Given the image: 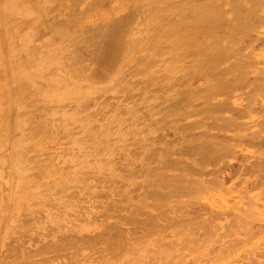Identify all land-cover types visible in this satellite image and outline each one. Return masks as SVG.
<instances>
[{
	"label": "bare ground",
	"instance_id": "6f19581e",
	"mask_svg": "<svg viewBox=\"0 0 264 264\" xmlns=\"http://www.w3.org/2000/svg\"><path fill=\"white\" fill-rule=\"evenodd\" d=\"M225 5H227L226 8H225ZM262 5H264L263 0H0V61H1L0 75H3V77L0 78V106L2 107L0 108V133H1L0 134V148L9 149V152L11 155V158L9 160L13 166L14 172L12 171L11 172L13 173L14 180L16 179V177L18 178V180L19 178L21 179L24 178L23 179L24 182H22L21 180V182L17 184L16 186L17 190L15 192H12L13 191L12 190L11 191L12 193L10 192L11 195H9V202L4 205H3L4 203L3 202L1 204V207L2 205L3 207L8 206V209L11 213L10 214L11 218H19L22 213L26 215L25 211L22 212L21 214L19 213L18 200L21 198L23 200H26L25 197H22V195H24L26 192H30L31 189L39 190L38 183L31 179L32 175L34 176L38 171L34 173V171L32 170L34 174L30 175L28 173L29 174L28 175L27 173H25L24 176L20 177L19 175L18 177V174L15 173V169L19 166L20 161L23 159L22 157H25L27 154L26 151H22V152L20 151L22 147H25L28 144L27 141H24V139L28 140L32 138L33 139H36V138L38 139L39 137L41 138L42 134L47 132L48 130L50 132V134H48L49 136H47L48 141H51V142L55 141L56 136L59 137L63 135L64 137L62 138H65L67 142V146L65 150L60 151L59 155H57L56 153L54 155V158L51 157L52 160L57 161L55 163V166L53 164L45 165L49 161L52 162L51 159L48 162H45L44 164L45 166L43 167L41 163L40 165L34 164L35 162L33 163L31 161L33 157L35 159V156L33 155L34 153H32L33 157L30 155L32 157L31 160L29 159L30 157H28L27 159L31 161L30 163L32 165H37V168H40L38 175H40L42 178L41 183L45 184L46 182L50 180L56 179L55 182L56 184L59 185L58 186L59 189L56 190L57 192L58 190H61V189H62L61 191L64 192L67 189H71L73 187L76 188L78 186L79 187L85 186L86 183L90 180V178L93 179L94 177L97 178L98 180L100 179L99 181L101 182V178H99L100 176H97V175L102 174V173L103 174L106 173L105 177L107 178H108L107 174H110L115 177H120L126 180H128L130 176L136 178V175L134 176V173H137V170H138L137 164L143 163L144 165H148L149 163L150 164L155 163L157 164L156 165L157 167L153 165L154 168L156 167L155 169L153 167H151V169H147L146 167L143 166L144 167L143 172L141 171L142 168L141 170H138V172L140 173L141 171V174L146 172L147 177L150 176L149 178L153 180L152 183L154 184L152 183L150 184L149 182L151 180L149 181V179L142 180V181H147L144 183V185L147 183L149 187L150 186L159 187L164 190V192H162L159 190L157 191L156 189H152L150 193L152 194L151 198H153L152 200L154 201L152 203L153 205L152 207H155L156 208L155 210L159 209L158 211L159 213L154 212L156 216H158V214H159V217L161 218L164 217V215H166L165 218L168 216L167 214H169V212L166 214V210L164 211V209L163 210H160V209L164 205H166V203L174 202L175 200L174 201L171 200V198L174 196L178 197L176 199H181L179 197H184V196L187 197V200H184L183 198L184 201H180V200L178 201L179 210L182 209L181 211H183L184 208L185 210L188 209L185 206L186 202H188L187 204L191 205V207H193L196 204L198 205V203L200 204V202L204 203L202 201L206 200V198L199 196V195H201L204 192H207V190L210 189L211 187H215L214 189H216V186L217 187L223 186V184L219 186L218 182L223 181V180H220V177H222V173H225V172H222L223 170L222 168H221L222 169L221 171H220V168H218L219 170L217 169L216 173H219L220 171L219 175L221 174V176H218L219 178L216 177V179L211 178L209 180H206L207 179L206 177H205L206 179L202 178V176L205 175L206 173L205 168L207 167L209 163H217L218 160L223 159L224 158L223 153L227 154V151H228L227 149L230 150L231 148H234V147L230 148L227 144H224V143L220 144L219 142L221 141L218 142L216 140V139H219L218 138L219 134H215L211 136L209 135L211 138L215 139V142L211 140H208V141L206 140L205 143L200 142L201 143V144L199 143L200 145H192L191 149H186V150L183 148V145H180L179 143L178 145L177 144L172 145L174 149L166 150L165 148L166 142L164 141V138L162 136L157 137V136H160V134L159 135L157 134L155 136L153 132L154 129H152V126L159 125L163 127L162 129L167 128L168 125L170 127H174L175 126L174 123L171 124L174 119L181 121V120L186 119L188 115H192V113L193 114L197 113V109L195 108L194 110L192 109L191 111H187V112L185 111V109L184 110L182 109L183 105L189 106L187 102L190 100L193 90H188V92H186L185 90V93L182 91L183 93L179 92V94L175 92V88L179 86H184V87L187 86L189 83H191V80H193V78H197L198 76H201L199 77L200 80L203 77L211 83L210 84L207 81L209 83L208 88H206L208 98L212 97L213 99H216V95H219V94L226 95V93L229 90V87L231 86L230 85L231 83L229 84V82L231 81H228V82L222 81L221 84H219V80L215 76V73L218 72L217 71L219 68L218 65L221 64L220 62L223 61L222 59L224 57L229 55V54L227 55L228 52H231L234 55L239 53L240 51L239 43L242 42L243 40V39L241 40L240 38L248 39L247 37L251 36V32L253 31L254 33V27L256 25L255 23L256 21L252 20V18L255 19V17L257 16L259 17V15L257 14L260 13L259 10L261 9ZM127 9L128 10L131 9L132 12L129 11V13L123 14L122 12ZM95 10L96 12H94ZM226 14H230V15L226 16ZM258 19L260 20V17ZM261 19H262V16H261ZM259 20H258V23H260ZM47 29H50L51 32L48 36L46 35L45 37L44 33H45V30ZM50 30H47L48 32L47 31L46 32L49 33ZM234 31L236 32L235 37L233 36ZM253 33H252V36L255 37ZM238 36H239V39H237ZM249 42H251V40ZM262 55L264 54L262 53ZM233 57L237 59L236 56L232 55V58ZM227 60L231 61V59H227ZM239 63H234L232 67L230 66L231 69L234 71H237L238 70L237 68L240 67ZM126 64H128L130 68L123 67L124 65L126 66ZM227 67L225 69H227ZM238 75L239 74L237 73L235 77L238 78ZM233 81L235 80L233 79ZM261 81L262 79L260 80V82ZM262 82L264 85V78ZM254 87H256V84ZM155 90H159L162 92L163 101L161 105H163V108H160L158 106L157 100L159 96H157L154 93ZM109 93L113 95L111 97L109 96L110 98L114 99L112 102L111 101L107 102L109 100L108 99L109 97H107L108 95L105 97L107 99L106 100L104 99V95L109 94ZM35 96L38 97V99ZM114 96L116 98H114ZM201 96L202 95L200 93V97ZM33 97H35L36 99ZM195 97H197L196 94H195ZM195 97L194 99H196ZM192 99L190 101H192ZM210 100L208 99V101ZM37 101H38L37 104H39L40 101L41 102L44 101L48 104L47 106L50 105L49 107L45 105L47 108L46 110H45V107L43 106L44 109H42V111L43 110L48 111L49 113L47 114V117H46V113H43L41 111L43 114H45V116H42L44 119L38 118L39 116L36 117V115L34 116V114L32 113V110L31 111L29 110L28 115H26V112L30 107H34L35 105H37L35 104ZM208 101L204 105L203 111L210 110L213 106H215L211 104V101L210 103H208ZM216 101L219 102V106L224 105L226 102V101L223 102L222 100H219V99L218 100L216 99ZM254 101L253 100L249 101L247 105L245 106L243 105L245 109L242 112L243 113L252 112L254 114L257 111H260L261 113L259 112L257 113L260 114V118L262 114L263 119H259V122L262 120L263 124L260 126H263V128L261 127V129H264V105H262L260 109H257V107L255 108V105H256L255 103L257 100L255 102ZM51 106H55V107H51ZM224 106H222L224 108L220 107L223 109V110L221 109L223 112L225 108H229L228 106H226V104ZM200 107L201 106H199V108ZM55 108H57V111L54 110ZM39 109L37 108L36 110L39 112ZM7 111L10 113V116L7 115ZM53 111H56L55 114L58 113L59 115L57 114L58 116L53 117V114H52ZM217 112L218 114H220L219 108ZM243 113H237L236 115H238L237 117L239 118L241 117ZM237 117H235L236 119L234 118L235 120L233 118H232L233 120L231 118H228V120L225 121L224 119V122H226L227 125L228 124L230 125V123L232 124V121L236 122V120L238 119ZM230 119L232 121H230ZM198 123L200 122H194L192 124L189 123L191 125L188 124L183 127L184 129H186L185 134L187 135L186 137L184 135V138L186 141L187 139L189 140V138L191 137L189 136V131L191 127H195V126L200 127L201 124L203 125V122L201 124H198ZM35 124L36 126H33ZM255 124L257 125V123ZM230 126L234 127V124ZM176 127L177 126H175V128ZM218 127L217 129H220ZM46 128L48 129L47 131H46ZM43 129H44V132L42 133ZM16 130L17 131L19 130L20 132H24V133H21V136L18 137V139H12L11 133L12 131L14 133V131ZM254 132H257L258 135L260 134L259 133L260 130L258 131V129ZM255 134L256 133L251 132L248 135V140L255 141L256 139ZM43 138L45 137L43 136L42 139ZM194 138L197 139L196 136H194ZM221 140H224V139H221ZM262 141L264 143V138H262ZM194 143L195 142H193V144ZM61 146L62 145H60L59 143L56 145L57 148H61ZM33 148H35L34 150H36V147H33ZM5 149H4V152H6ZM32 149H30L31 151L28 150V154L29 152L31 153L33 151ZM47 149H50V148H47ZM115 151H119V154L121 155L120 157H118V159H120L119 164L113 163L112 162L113 159H111L113 158L112 154ZM231 151H235V149L234 150L231 149ZM23 152H26V153H24V155H22L21 157V154H23ZM48 152L49 151H47V153ZM173 152H176L177 154L181 156L189 155L188 159L190 160L187 161V160L171 159L169 155ZM258 152H259V149H258ZM260 152L259 154L261 155V157L257 156L258 160L256 163L252 162L253 163L252 165L244 164L242 168L240 167L241 169L239 168V171L242 170L247 175L250 173V169L252 168V171H255L261 177V179L259 178L258 179L261 182L260 185H262L260 188V191L257 192V194H253L254 192L252 193V191H250L247 188L243 190L245 192L244 194L246 195L244 197H247L245 198L246 200H245V203L243 204L244 205L243 207H240L237 205L239 202L237 203L235 202V204L228 207L226 210L227 212H225L223 209H222L223 211H220V208H221L220 206L219 211H216V213L213 214L212 211L210 212L209 210V214L211 215H209L208 217H202V216L195 217V221L193 219L194 217H192L193 215H191L194 209L191 211V214H186L185 212L188 211L186 210L185 212H183L185 214L182 216V218L186 220L193 219L190 222H192L191 224L195 222L197 227H195V224L193 225L194 227H189V225H186L188 228L185 226L184 227L185 229H182V230L181 228L178 227L181 231L177 229V226H176L177 224L175 225L176 227H174L173 225H171L172 226L171 227L169 225L170 228L168 227V223H166L167 226L160 225V228L163 227L165 232L167 231L168 234L170 233V230L171 232H173L175 228L178 230V232L180 231L179 234H177L178 233L176 232L177 230L174 231L176 233L174 232H173L174 234L172 233L174 236H176L175 234L180 236V237L176 236L177 243L176 242L170 243V241L163 242L165 239H163V241L160 240L162 237L166 238L164 237L165 235H167V233L165 232H164L165 235L162 234V237H161V234L159 235V231H158L157 233L159 237L161 238L158 237L159 239H155L156 238L155 236H157V233H154V229H155L154 227L157 224H159L157 223V221L160 220L161 222V218L157 219V221L156 220L153 221L151 225L149 224L150 226L147 227V230L146 228H144L145 226H142L143 228L137 226V228H141L144 230L143 232H140L141 233L140 235H143L144 233L151 231L153 228L154 229L152 233L154 234H151V236L150 234H145L146 236L143 235L145 237L149 236L148 238H144V240L141 239L142 236H140L141 241H143L142 243L139 242L140 241L139 238H136V239H139V241H135V242L136 243L139 242L140 244H142L143 245L142 247L139 243L137 244V246L134 245L133 242H132L133 245H127L128 243H131L130 242L131 239H130L127 244L123 242L126 244L124 248H126L127 246V248L124 250H128V251H123L121 248H116V249H121L123 252H125L124 257L121 254L123 252L120 253L121 255L119 254L120 256H122V260H121L122 264H158V263L159 264H264V240L263 239L261 240L262 232L257 231L255 233V231H253L254 223L260 222L261 217H263L261 216L262 212H261L260 207L262 208L264 207V173H263L264 172V158H263L264 151H262L261 153ZM37 153H38V149L35 152V154ZM42 153L41 154L39 153V155H42V156L44 155V158L47 159V157L45 156V154H47L46 151L43 150ZM257 153L255 152V156L257 155ZM69 154H70V158L68 161H66L65 159L68 157ZM47 156L49 158L48 154ZM44 158L42 157V159H35V160L33 159V160L43 161ZM248 158L249 156L246 157L245 159H248ZM27 159L25 160V163L26 161H28ZM0 160H3V159H0ZM3 161L6 162L7 160L4 159ZM39 161H36V163H39ZM7 163L9 164V162ZM30 163L29 165L27 164L25 166L26 167L30 166V169H31L32 165H30ZM243 163H246V162H243ZM135 164L137 165L136 168H135ZM3 165H5V163ZM23 166L22 167L20 166V168L24 169L25 166L24 168ZM133 166L135 170L133 169L134 171L133 170L132 171L134 173L131 171V168H133ZM32 168H36V166ZM65 168L67 169L71 168L72 171H68L66 175H63L65 172L64 171ZM163 169L164 170L165 169L167 170L175 169L177 170V173L178 172L179 173L178 174L172 173L173 175L169 174L171 175L169 176V175H166V172L164 174ZM155 170H159L161 173L159 172L156 173L154 172ZM22 171L26 172L24 170ZM224 171H227V169ZM21 174L23 175V173ZM38 175L32 178L38 177ZM2 177L3 179L4 178L7 179V177H4V176ZM101 177L103 176L101 175ZM95 178L94 180H96ZM106 180L105 181L103 180L105 182V183L103 182L104 185L107 184L108 181H111V180H107L106 182ZM14 182H12L13 186L16 184V183L14 184ZM112 182H116L117 184L119 183V181L116 179L115 180L112 179ZM112 182H110V186H107V185L106 186L110 188L111 186L113 187ZM121 182H123L124 184V181H121ZM121 182L119 186H121L122 184ZM99 183H97L96 188L99 187L98 186ZM116 183H114V188L118 187V186L115 187L117 185ZM138 183L140 185V182ZM253 183L255 182L253 181ZM53 185L50 186L51 188L47 189L49 192L52 190ZM106 186L104 187L108 189ZM136 186L137 185H135V187ZM79 187L76 189L79 190L80 192ZM139 187L140 186L136 187V190H138ZM121 188H123V186H121ZM85 189L87 188L85 187ZM131 190H133V187ZM131 190L129 193H131ZM19 192H22V194L19 195ZM38 192H41L42 195L45 194L44 189L41 188V186H40V191ZM141 192L143 193L144 191H141ZM226 192H230V191H226ZM55 193H52L54 194L53 196H56ZM75 193H77V191ZM103 193L104 192H101L100 194L103 195ZM72 194H74V191ZM108 194L109 193L105 195V197L108 196V198L106 199H110V194L109 195ZM131 194H133L131 198H133V196L136 195L134 192H132ZM48 195H51V194H48ZM75 195L77 196L78 194H75ZM125 195L122 194L123 199L121 197L120 198L122 200H125L126 198V197L124 198ZM66 196L69 197V193L66 194ZM70 196H74V195H70ZM76 196L73 197L75 198V202H76ZM71 198L72 197H70V199ZM73 198L71 199L72 201H73ZM84 198L82 199L81 196H79L80 201L84 200ZM90 198L91 197H89V199ZM136 198L137 196L133 199H136ZM146 198H144V201ZM70 199H67V200H70ZM79 199H77V201ZM121 199L118 198L119 202H121ZM128 199H130V196L125 201H127ZM62 200L63 199H61V201L53 202V205H54L53 207H55V204H56L63 208V210H61L63 211L62 212L63 215H60V217H59V214L57 216V213L49 214L51 211L50 210L51 208L49 209L48 206L46 205L47 208L49 209L48 211L49 213L47 212L49 215L48 216L43 215L47 217L45 222L48 224V225L46 224L47 226L46 225L44 226L45 228L47 227L49 228L50 226L52 228V226H55L54 228L56 230L54 229L53 230L54 232H51L53 233L50 235L52 239H50V237L48 238L53 241H50L49 243L42 245V247L40 248V250L42 251V254L40 253V255L39 254L38 255L43 256V258L41 256L42 259L40 258V262H42L41 264H48V263L49 264L50 263L60 264V261L59 262L56 261V263H53L54 262L53 260L55 257L51 258L49 257L50 255L48 254L49 255L48 256L46 255V253L48 251H52V252L60 251L61 248L66 249L67 246L63 244L62 240H57V236L54 235V233L57 231H60V232H57L60 234L62 230H64L65 228L71 227V225L75 224V222H72L71 225L69 226L66 225V223L70 222V220L68 219H67L68 221L66 220V216L70 218L71 214L73 215L74 212L69 213L68 209H71L70 202L66 200L67 202L65 201V203H69L70 205L64 204L63 203L64 200L63 201ZM48 201H44V202L37 201L36 202V199H35L34 202L36 203L42 202L43 204ZM80 201H79L78 206H81ZM92 201L94 202V200ZM228 201L230 202V200ZM228 201L226 203H228ZM98 202L99 203L103 202V200L102 201L99 200ZM36 203L28 202L29 211L30 213H32V215L34 214V212L32 211L35 209H31L30 206H33V204L35 205ZM105 203L108 204L109 202L106 201ZM111 203L113 204V202ZM97 204L98 203L96 202V205ZM112 204L110 205L109 203L108 206L110 205L112 208ZM145 204H142V205L145 207L146 206ZM90 205H93L92 202L88 206L90 207ZM98 205L103 206L101 204H98ZM133 205L134 204L132 203V207ZM58 206H56V208ZM83 206H85V204ZM174 206H176L175 203H174ZM178 206H177V209H178ZM205 206L207 207L206 204ZM209 206L212 208L213 203L210 202ZM3 207H2V211H4ZM172 207L173 206L170 207L171 211L168 209V207L165 209H168L170 212L173 211L175 213L177 209H172ZM60 208H58V210ZM82 208L86 209V206ZM100 208L102 209V207ZM40 210L41 209H39V211ZM205 210H201L200 212H203ZM108 211L106 212V214L109 213ZM181 211L177 213H180ZM35 212H38V211L36 210ZM86 212L87 213L81 212L83 219L82 217L77 219L76 216L73 218V219L76 218L75 221L80 220V219L84 220V223L82 222L83 224L82 223L80 224L78 222L76 223V225L78 224L77 226L74 225L75 227L74 229L75 230L78 229L77 230L78 234H76L75 236L79 235L81 232H83L82 234L84 233L88 235L93 234V233L90 234L91 231H93L91 230V227L94 225L95 223L94 221H96L97 218L94 220L93 216L89 214V209L86 210ZM177 213H175L173 216H175ZM181 213L179 215H182ZM38 214L39 215H37L38 217L37 219H40L39 218L40 213L38 212ZM201 214L203 215V213ZM206 214H208V212ZM30 215L31 214H29L28 216L23 215V217L21 216L22 218H19V219L22 220L24 218L29 217ZM80 215L81 214H79L78 216ZM107 216L111 217V214L110 215L107 214ZM153 216L154 218H158V217H155V215ZM32 217L30 219H32ZM34 217H36V215ZM45 217L41 219L43 220ZM176 217H179V216H176ZM19 219H16L17 226L23 227L22 223H20L21 220ZM99 219L100 218L98 217V220ZM106 219L107 217L104 219V222ZM175 219L177 220L178 218L174 217V220ZM184 219L183 221H185ZM33 220H36V219L33 218ZM33 220H31L29 223H31ZM42 220H37V221H42ZM150 220L151 219H148L149 222ZM162 220L165 221L166 219H162ZM42 222H37V223L39 224ZM101 222H103V220ZM104 222L102 223V226L103 225L106 226ZM6 223L8 222H5V224ZM18 223L21 225H18ZM183 223L185 222H182L180 224L182 225ZM5 224H3V226ZM117 224L119 225V222H116V226H118ZM160 224L163 225L165 223H160ZM258 226H260V224ZM39 227L41 228L42 226L39 225ZM34 228H33V231H36L34 230ZM95 228L97 227L95 226ZM121 228H124V227H121ZM157 229L159 230V227ZM255 229L257 228L255 227ZM261 229H264V227H262ZM28 230L30 231V227ZM105 230H107V228ZM137 230L141 231L140 229H137ZM164 230H161V232ZM29 231L27 232L30 233ZM17 232L18 234H21L19 233L18 230ZM69 232H67V234ZM126 232L129 233V230H126ZM23 233L26 236L25 230ZM39 233L41 234L40 235L41 237L42 233L44 232L42 233L39 232ZM96 233L98 234V232ZM197 233H199L200 236L195 238L194 235H197ZM72 234L74 233L72 232ZM124 234L126 235V233ZM237 234L238 235L241 234L242 236H244L248 244H244L243 241L241 240L244 238H240L239 236H237ZM21 235L23 236V234ZM28 235L30 236V234ZM33 235L35 234L33 233L32 236ZM130 235L132 234L129 233V237H126L125 239L130 238ZM22 236L19 237L21 238L20 240H22L23 238ZM120 236L122 237V235ZM152 236H154V238ZM16 237H18L17 233H16ZM30 237L27 239H30ZM40 237L38 239V236H37L36 239L40 240ZM43 237H46V236L43 235ZM32 238L34 239V237ZM65 238L66 237H64V239ZM68 238L70 239V237ZM82 238L86 239V237L84 236ZM149 238H153L157 241L160 240L162 242L160 241L154 242L153 239L149 240ZM11 240H13V237ZM14 240H16V238ZM20 240H17V241L21 242ZM180 240H181V245L179 243ZM37 241L35 242L37 243ZM72 241L74 242L73 239ZM80 241L81 240H79V242ZM106 241H107L106 243L109 244L108 240ZM132 241L134 240L132 239ZM149 241H152V244L154 242V245L155 243L156 245L158 243L155 249H152V248L148 249V244L151 245L150 244L151 242L149 243ZM79 242L78 241L75 242V247L77 249H72V251L73 250L78 251L80 249L83 250L82 248H86V250H88L89 248L90 250V247H92L91 244H88V241H85L87 242V244H83V245H82V242L81 243ZM14 243L12 242V244ZM26 243H28V245H31L32 242L30 241ZM36 243L32 245H36ZM117 243L118 242H116V244ZM175 243L177 244L176 246H178V248L175 251H173V248L176 247L174 246ZM242 243H243V246H241ZM5 245H8V244L4 243V246ZM95 247H92V249L90 250L91 253ZM97 247H100V244ZM31 248L32 250L28 248L30 250L29 252L36 251L34 250L33 247ZM110 248H112L111 250H114L113 246L112 247L110 246ZM241 248H245V249H241ZM94 250L98 252L99 249L96 248ZM22 251H24L25 253V250H21L20 252ZM64 251L65 253L67 252V250H64ZM104 252L107 253V251L105 250L100 251L99 255L94 257V256H91L93 254L89 253V255H87L88 253L84 254L83 251H81L79 254H76V256H74L75 254L73 256L70 255L71 257L70 256L69 257L71 258V260H65L64 258L63 259H64V262L69 261L67 263L65 262V264H110L107 262L108 261L111 262L110 260L112 259L110 258L113 256L114 253H112L110 258L108 257L110 259L109 260L107 259V255L110 253L106 254ZM2 253L4 254L5 252H2ZM2 253H0V255ZM15 253H16V250L14 252V255L16 256ZM26 254L27 253H25V255ZM14 255H12V258ZM117 255L118 254H116V256ZM239 255H242V258H240ZM36 256H33V257H36ZM66 256L68 255L66 254ZM120 256L117 257L113 261H117V259L119 260ZM25 257L23 259L21 258V254L19 255V258L23 260H25ZM59 257L60 256H56L55 260L59 259ZM188 257L191 258L190 262L188 260L189 259ZM2 258H0V262ZM29 258H27L28 261L29 260L33 261V259H29ZM113 258H115V256H113ZM62 260H61V264L63 263ZM11 261L12 259L10 260V262ZM25 261L21 260L20 262H25ZM6 262H9V258H6L5 263ZM28 263L32 264L34 262H28ZM115 263L120 264V262L118 261Z\"/></svg>",
	"mask_w": 264,
	"mask_h": 264
},
{
	"label": "rangeland",
	"instance_id": "374dc122",
	"mask_svg": "<svg viewBox=\"0 0 264 264\" xmlns=\"http://www.w3.org/2000/svg\"><path fill=\"white\" fill-rule=\"evenodd\" d=\"M263 2H264V0H263ZM227 7V5H225V8ZM128 10V9H127ZM127 10H125V11H123L122 13L123 14H126V13H129V11H131V9L130 10H128V12H127ZM262 10V11H261ZM94 12H96V10L94 11ZM132 12V11H131ZM260 12V13H259ZM259 14H257V15H259V17H260V20L258 19L259 17L257 16V17H255V19H253L252 18V20H254V21H256L255 23H256V25H255V23H254V25H255V27H254V33H253V31L251 32V36H252V33H253V35H255V37L254 36H248L247 38L248 39H245V38H240L241 40H242V42H240L239 44H240V51H239V55L238 54H233V53H231V52H228L227 53V55L228 56H226V57H224L222 60V62H220L221 64H219L218 65V72H216L215 73V76L218 78V80H219V84H221V82L223 81V82H228V81H231V82H229V84L231 85L230 87H229V90H228V92L226 93V95L225 94H219V95H216V99L218 100H222L223 102L224 101H226L225 102V104H226V106H228L229 108H225L224 109V112L222 111L223 109L222 108H224L225 106V104L224 105H222V106H224V107H222V106H219V102H217L216 101V99H213L212 97H210V98H208L207 97V91H206V88H208V86H209V81L208 80H206L205 78H201V80H200V78L199 77H201V76H198L197 78H193V80H191V83H189L187 86H179V87H177V88H175V92L177 93V94H179V92H181V93H185V90H186V92H188V90H193L192 91V95H191V98H190V100L192 99V101H188L187 103L189 104V106H185V105H183V107H182V109L184 110L185 109V111L187 112V111H191L192 109L194 110V108L195 109H197V113H192V115H188L187 117H186V119H184V120H181V121H179V120H177V119H174L173 121H172V123L171 124H173L174 123V125L175 126H177L176 128H175V126L174 127H170L169 125H168V127L167 128H165V129H162L163 127H161V126H159V125H153L152 126V129H154L153 130V132H154V135L156 136L157 134L159 135L160 134V136H157V137H163L164 138V141L167 143H165V148H166V150L167 149H174L173 147H172V145H178L179 143H180V145H183V148L186 150V149H191V147H192V145H200L201 143H205V141L207 140H211V141H214L215 142V139H213V138H211L210 136L211 135H215V134H219L218 135V138L219 139H216L218 142L219 141H221V142H219L220 144H227L230 148L231 147H234V148H231V149H235V151H231V149L229 150V149H227L228 151H227V154H225V153H223L224 154V158L223 159H221V160H218V162L217 163H209L208 165H207V167L205 168V170H206V173H207V175H206V173H205V175H203L202 176V178L203 179H206V180H209V179H216V177L217 178H219L218 176H221V174L219 175V173H220V171L222 170V172H225V173H222V177H220V180H223L222 182L221 181H219L218 183H219V186H221L222 184H223V186H221V187H217L216 186V189H214L215 187H211L210 189H208L207 190V192H204V193H202L201 195H199V196H202V197H204V198H206V200H203L202 202H204V203H201L200 202V204H204L203 206L202 205H200L199 203H198V205L196 204V205H194L193 207H191V205H188L187 203L188 202H186L185 204V206L188 208V209H186V210H188V211H186L185 210V208H184V210L183 211H181L182 209H180L179 210V206H178V204H179V200L180 201H184V200H187V197H179V198H181V199H176V198H178L177 196L175 197H172L171 198V200H175L174 202H170V203H166V205H168V206H166V205H164L160 210H163L164 209V211L166 210V214L169 212V214H167L168 216L165 218V216L166 215H164V217H159V214H158V216H156V214L154 213V212H158L159 211V209H157V210H155L156 208L155 207H152L153 205H152V203L154 202L152 199L153 198H151L152 197V194H150L151 193V190L152 189H156L157 191L159 190V191H162V192H164V190L163 189H161V188H159V187H149V185L147 184V186H146V184L144 185V183L145 182H147V181H142V180H148L149 179V181L151 180V178H149L150 176H149V174H148V176L149 177H147V173L146 172H144V173H142L141 174V171L143 172V168L144 167H146L147 169H151V167H153V165L154 166H156L157 164H155V163H149L148 165H144L143 163H139V164H137L138 165V167H137V165L135 164V168L137 167L138 168V170H141V168H142V170L140 171V173L138 172V170H137V173H134L133 171L135 170L134 169V166H133V168H131V171L134 173V176L136 175V178L135 177H132V176H130L129 177V179L130 178H132V179H128V180H126V179H123V178H120V177H115V176H112V175H110V174H107V176H108V178L107 177H105V174L106 173H102V174H98L97 176H100L99 178H101V182L97 179V178H95L96 180H94V178L92 179V178H90V180L86 183V185L85 186H78L79 188H80V192H81V194H80V192H79V190H77L76 188H78V187H73V188H71V189H67L66 191H61V190H58V192L56 191L57 189H59V185L58 184H56V182H55V180L56 179H54V180H50V181H48V182H46L45 184L44 183H41V181H42V178H41V176L40 175H38V172L40 171V168H37V165H40V163H41V165H42V167L43 166H45V165H48V164H53L54 166H55V163L57 162L56 160H52V158L51 157H53L54 158V155L57 153V155H59V152L60 151H63V150H65L66 149V146H67V142H66V140H65V138H62V137H64L63 135H61V136H56L57 137V139H56V137H55V141H48L47 140V136H49L48 134H50V132H49V130L46 128V131L47 132H45V133H43L44 132V129H43V131H42V133L43 134H45V135H43L42 134V136H41V138L39 137L38 139L36 138V139H28V140H25L24 139V141H27V145L25 146V147H22V149L20 150L21 152L22 151H26L27 152V154H26V156L25 157H22V155H24V153H26V152H23V154H21V157L23 158L21 161H20V163H19V168L17 167L16 169H15V173L16 174H18V177H19V175H20V177L21 176H24L25 175V173H29L30 175H32V174H34V173H36L37 171V173L34 175V176H37L38 175V177H35V178H32V177H34L33 175H32V177H31V179L33 180V181H35V182H37L38 183V185H39V190H37V189H31V191L30 192H26L24 195H22V197H25V199L26 200H23L22 198L21 199H19L18 200V208H19V213L21 214L22 212H24L25 211V213H26V215L25 214H21V216L23 217V215L24 216H28L29 214H31L30 216L32 217V219H30L31 217L29 216V217H27V218H24V219H19V218H22L21 216H20V214H19V218H11L10 217V211H9V209H8V206L7 207H3V205L4 204H6V203H8L9 202V195H11V193L12 192H15L16 190H17V184L19 183V182H21V180H22V182H24V178H19V180H18V178L16 177V179L14 180V177H13V173L12 172H14V170H13V166H12V164H11V162H10V158H11V155H10V152H9V149H5V148H0V159H5V160H7L6 162L5 161H3V160H0V162L2 163V165H1V163H0V167L2 168H0V171H2V172H0V185L1 184H3V185H1L0 187L2 188V190H4V191H2L1 190V188H0V225H2V226H0V253H2V252H5L3 255L1 254L0 256H2V257H0V258H2L1 259V264L2 263H4V264H31V263H28V262H34V263H32V264H38V262H39V264H41L42 262H40V258H41V256H39L40 255V253L42 254V251L40 250V248L42 247V245H44V244H47V243H49L50 241H53V240H50V239H52V237L50 236L51 234H53V233H51V232H54L53 230L55 229L54 227L55 226H52V228H51V226L48 228H45V226L44 225H46L47 223L45 222L46 221V218L47 217H45V216H43V215H49V214H54V213H57V216H58V214H59V217H60V215H63V211H61V210H63V208L61 207V206H58V205H56L55 203V207H53L54 205H53V202L54 201H61V199H63L64 200V204H69V203H65V201L67 200V199H70V197H75L76 195L75 194H78L77 196H76V202H75V198H73V201L70 199V200H67V201H69L70 202V206H71V209H68L69 210V213H72V212H74L73 213V215L71 214V217L70 218H68V216H66V220L68 219V220H70V222H68V223H66V225L67 226H69V225H71L72 224V222H75V224H73V225H71V227H68V228H65L64 230H62L61 231V233L59 234V233H57V232H60V231H57V232H55L54 233V235H56L57 236V240H62V242H63V244H65L67 247H66V249H62L61 248V250L60 251H56V252H52V251H48L47 253H46V255H48L49 257H51V258H56V256H60L61 257V259H60V257H59V259H56L55 260V258H54V262L53 263H56V261H60V264H61V260L64 258L65 260H71V256L70 255H74V256H76V254H79L81 251H83V253L84 254H86V253H88L91 249H92V247H95V245H96V247L94 248V249H99L98 250V252L97 251H95L94 249H93V251H92V253H91V251L89 252L90 254H93V255H91V256H97V255H99V253H100V251H107V253L106 252H104V253H106V254H108V253H110V254H108L107 255V259H109L110 257H111V255H112V253H116V254H120L121 252H123V251H128V250H124V249H126L127 248V246H126V248H124L125 247V245L128 243V241L131 239V243H128L127 245H136L137 246V244L140 242V243H142L143 241H141V239H143L144 240V238H148V237H145L146 235L145 234H150V236H151V234H154V233H157L158 231H159V235L161 234V237H162V234H164V232H165V230H164V228L162 227V228H160V225L161 226H167V224L166 223H168V227L170 228V226L171 225H173L174 227H176L177 226V229H179V228H181V230L182 229H185L184 227L186 226V225H189V227H194L193 225L195 224V227H197V225H196V223L195 222H193V224H191L192 222H190L191 220H193L194 219V221H195V217H208L209 215H211V214H209V210H210V212L212 211V213L214 214V213H216V211H219V207L221 206V208H220V211H225V212H227L226 210H227V208L228 207H230V206H232L233 204H235V202L237 203V202H239L237 205L238 206H240V207H243L244 205V203H245V198H247V197H244V196H246L244 193V191L243 190H245V188H247V189H249L250 191H252V193L253 194H257V192H259L260 191V188H261V186L262 185H260L261 184V182L259 181V179H261V177L255 172V171H252V168L250 169V173L247 175V174H245V172L244 171H242V170H240L239 171V168L241 167L242 168V166L244 165V164H253V163H256L257 162V156L259 157H261V155L259 154V152L262 150V151H264L263 149H264V143H263V141H262V138H264L263 136H264V131H262V130H264V129H261V127L263 128V126H260V125H262L263 123H262V120L259 122V119H263V117H262V114H261V118H260V114H258L257 112H259V113H261L260 111H257L256 113H252V112H249V113H243L242 111L245 109L244 108V106L245 105H247V103L249 102V101H258V103H257V101H256V105H255V108L257 107V109H260V107H262V105H264V85H263V78H264V55H262V53L264 54V5H262V7H261V9L259 10ZM228 15H230V14H226V16H228ZM261 16H262V19H261ZM95 18H96V16H95ZM257 18V19H256ZM258 20H259V22L260 23H258ZM258 23V24H257ZM234 24V23H233ZM47 30H50V29H47ZM47 30H45V37H46V35L48 36L49 34H50V32H51V30L49 31V33H47L48 31ZM256 30V31H255ZM47 31V32H46ZM43 36V35H42ZM233 36L235 37L236 36V32L234 31V33H233ZM251 37V38H250ZM42 38H44V37H42ZM250 38V39H249ZM237 39H239V36L237 37ZM261 39V40H260ZM251 40V42H249ZM257 41V42H256ZM256 50V51H255ZM230 53H231V55H230ZM246 54H248V55H246ZM139 55V54H138ZM211 55V54H210ZM232 55L233 56H236V58L237 59H235L234 57V59L232 58ZM250 55V56H249ZM230 57V58H229ZM247 57V58H246ZM249 57V58H248ZM252 57V58H251ZM225 59V60H224ZM227 59H231V61L230 60H227ZM249 59H250V61H249ZM224 62V63H223ZM233 62V63H232ZM241 64H240V63ZM248 62V63H247ZM234 63H239V66L241 67H238L237 69V71H234V70H232L231 69V67L233 66V64ZM0 64H1V61H0ZM231 64V65H230ZM222 67H221V66ZM228 66V67H227ZM231 66V67H230ZM247 66V67H246ZM123 67H129L130 68V66L128 65V64H126V66L124 65ZM227 67V69H225ZM230 67V68H229ZM243 67V68H242ZM227 71H229V72H227ZM233 74H232V73ZM232 75H231V74ZM239 74L238 75V78L237 77H235V75L236 74ZM221 74V75H220ZM219 75H220V77H219ZM243 76V77H242ZM1 77H3V75H0V78ZM236 79H235V78ZM204 79V80H203ZM233 79L235 80V81H233ZM262 79V81L260 82V80ZM195 80V81H194ZM237 80H239V81H237ZM209 83H208V82ZM242 82V83H241ZM192 83H193V85H192ZM211 84V83H210ZM255 84H256V87H254L255 86ZM204 85V86H203ZM178 88H180V89H178ZM256 88V89H255ZM154 89V88H153ZM201 89V90H200ZM261 91H260V90ZM200 90V91H199ZM156 91H158V92H156ZM183 91V92H182ZM195 91H197V92H195ZM204 91V92H203ZM253 91V92H252ZM191 92V91H190ZM201 93V95L203 96H201L200 97V93ZM203 92V93H202ZM206 92V93H205ZM154 93L157 95V96H159V98H158V100H157V103H158V106L160 107V108H163V105H161V103H162V101H163V98H162V92L161 91H159V90H155L154 91ZM196 94V96L197 97H195V94ZM249 93H250V95H249ZM194 94V95H193ZM253 94V95H252ZM258 94V95H257ZM261 94V95H260ZM263 94V95H262ZM108 95V96H107ZM198 95H199V97H198ZM111 97V96H113L112 94H105L104 95V99L106 100L107 98H105V97ZM116 96V95H115ZM114 96V98H116ZM161 96V97H160ZM204 96H206V97H204ZM260 96V97H259ZM36 97V96H35ZM35 97H33V98H35ZM108 98L109 100L107 101V102H112L114 99L113 98ZM194 97L196 98V99H194ZM249 97H251L252 98V100H251V98H249ZM37 99H38V97H36ZM35 98V99H36ZM249 98V99H248ZM256 98V99H255ZM208 99L211 101V104H213V105H215V106H213L210 110H207V111H203V108H204V105L206 104V102L208 101ZM205 101V102H204ZM210 101H208V103H210ZM254 101V102H255ZM38 103V101L35 103V104H37ZM187 103H186V105H187ZM229 103V104H228ZM195 104V105H194ZM228 104V105H227ZM40 106V107H38V106ZM37 105H35L34 107H30L28 110H27V112H26V115H28V113H29V110L31 111L32 110V113L34 114V116L36 115V117H38V118H43L42 116H45V114H43V113H46V117H47V114H49L48 113V111H42V109H44V107H45V110L47 109L46 108V106L48 105L46 102H39V104H37ZM46 105V106H45ZM192 105H193V107H192ZM230 105V106H229ZM244 105V106H243ZM43 108H42V107ZM50 106V105H49ZM49 106H47V107H49ZM92 106V105H91ZM199 106H201L200 108H199ZM51 107H55V106H51ZM50 107V108H51ZM220 107H222V108H220ZM0 108H2L1 106H0ZM39 109V108H41V109H39V112L36 110V109ZM218 108H219V110H220V114H218ZM33 109H35V110H33ZM222 109V110H221ZM228 109V110H227ZM235 109V110H234ZM53 110V109H52ZM54 110H56L57 111V108H55ZM200 110V111H199ZM215 110V111H214ZM236 110H238V111H236ZM14 111H15V109H14ZM13 111V112H14ZM34 111V112H33ZM37 113H36V112ZM43 113H42V112ZM56 111H53V117H56V116H58L57 114H55V112ZM203 111V112H202ZM241 111V112H240ZM41 112V113H40ZM199 112V113H198ZM243 113L242 115H241V117H237L238 115H236L237 113ZM31 113V112H30ZM222 113V114H221ZM236 113V114H235ZM43 114V115H42ZM55 114V115H54ZM219 116H218V115ZM235 114V115H234ZM7 115H9L10 116V113L7 111ZM41 115V116H40ZM221 115V116H220ZM223 115V116H222ZM226 117V118H225ZM235 117H237L238 119L236 120V122H233L232 120L235 118ZM215 118V119H214ZM228 118H233L232 120L230 119V121H232V124H234V127L232 126H230V125H232L231 123H230V125L228 124L227 125V123L226 122H224V119H225V121H227L228 120ZM44 119V118H43ZM223 119V120H222ZM236 119V118H235ZM234 119V120H235ZM212 120V121H211ZM215 120H217V121H215ZM209 121V122H208ZM222 121V122H221ZM48 122V121H47ZM194 122H200V123H198V124H201L202 122H203V125L201 124L200 125V127L199 126H195V127H191L190 128V131H189V136H191L190 138H189V140L187 139V141L185 140V138H184V135H185V137H186V135L187 134H185V132H186V129H184L183 127L184 126H186V125H188L189 123H194ZM210 123V124H209ZM255 123H257V125L255 124ZM258 123H259V125H258ZM261 123V124H260ZM191 124H189V125H191ZM197 124V125H198ZM217 124V125H216ZM255 124V125H254ZM33 126H36V124L35 125H33ZM192 126H194V125H192ZM208 126V127H207ZM215 126V127H214ZM219 126V127H218ZM249 127V128H247V127ZM258 126V127H257ZM217 127L218 128H220V129H217ZM193 128H195V129H193ZM211 128V129H210ZM215 128V129H214ZM193 129V130H192ZM248 129V130H247ZM258 129V131L260 130V134L258 135V133L257 132H254V131H256ZM184 130V131H183ZM198 132H196V131ZM218 130V131H217ZM234 130V131H233ZM181 131H182V133H181ZM201 131V132H200ZM253 132V133H256L255 134V136H256V139H255V141H249L248 140V135L251 133V132ZM162 132V133H161ZM179 132V133H178ZM247 132H249V133H247ZM21 133H24V132H20L19 130L17 131H14V133H13V131H12V133H11V138L12 139H18V137H20L21 136ZM193 133V134H192ZM200 133H202V134H200ZM1 134V133H0ZM18 134V135H17ZM183 134V135H182ZM194 134H196V135H194ZM198 134V135H197ZM226 134V135H225ZM16 135V136H15ZM200 135V136H199ZM210 135V136H209ZM15 138H14V137ZM26 136V135H25ZM45 137V138H43L42 139V137ZM194 136H196L197 137V139L196 138H194ZM239 136H241V137H239ZM258 136V137H257ZM17 137V138H16ZM62 138V139H61ZM194 140H193V139ZM64 139V140H63ZM169 139V140H168ZM203 139H205V140H203ZM221 139H224V140H221ZM167 140V141H166ZM201 140H203V141H201ZM192 141V142H191ZM228 143H227V142ZM193 142H195L194 144H193ZM197 142H198V144H197ZM201 142V143H200ZM238 142V143H237ZM47 143V144H46ZM60 144V145H62L61 146V148H57L56 147V145L57 144ZM170 143H171V145H170ZM200 143V144H199ZM51 145V146H50ZM53 145V146H52ZM233 145H235V146H233ZM33 147H36V150H34L35 148H33ZM46 147V148H45ZM52 147H53V149H52ZM56 149H55V148ZM263 147V148H262ZM33 148V149H32ZM47 148H50V149H47ZM261 148V149H260ZM4 149H5V151L6 152H4ZM30 149H32L33 151L30 153L29 152V154H28V150L29 151H31ZM37 149H38V155H39V153L41 154L42 152H43V150L44 151H46V153H47V151H51L50 153L48 152L47 154L49 155V158H48V156H47V154H45V156L47 157V159H45L44 158V155L42 156V155H37V154H35V152L37 151ZM46 149V150H45ZM258 149H259V152H258ZM41 150V151H40ZM40 151V152H39ZM261 151V152H262ZM4 153V154H2V153ZM7 152H8V154H7ZM53 152V153H52ZM252 152V153H251ZM254 152V153H253ZM255 152L257 153V155L255 156ZM260 152V153H261ZM32 153H34L33 155L35 156V159H42V157L44 158V160L43 161H39V160H36V161H39V163H36V161H34L35 159H34V157H33V155H32ZM45 153V152H44ZM6 154H7V156H6ZM43 154V153H42ZM175 154H176V156H175ZM3 155V156H2ZM5 155V156H4ZM33 157V159L31 160V156ZM36 155H37V157H36ZM174 156V157H172V156ZM112 156H113V158H111V159H113V163H116V164H119V162H120V159H118V157H120L121 155L119 154V151H115L113 154H112ZM188 156L189 155H183V156H181V155H179V154H177L176 152H173V153H171L170 155H169V157L171 158V159H178V160H190V159H188ZM249 156V158L248 159H245L246 157H248ZM251 156V157H250ZM28 157H30L29 159L34 163V164H37V165H32L30 162V160L29 159H27ZM221 157H223V156H221ZM220 157V158H221ZM256 159H255V158ZM8 158V159H7ZM69 158H70V154L68 155V157L65 159L66 161H68L69 160ZM116 158V159H115ZM264 158V157H263ZM28 160V161H26V163H25V160ZM51 159V161L52 162H50L49 160ZM245 159V160H244ZM223 160V161H222ZM224 160H225V162H224ZM227 160V161H226ZM247 160V161H246ZM49 161V162H48ZM5 163V165L7 166H5V165H3L4 163ZM7 162H9V164L7 163ZM28 162V163H27ZM43 162V163H42ZM45 162H48L47 164H45ZM224 162V163H223ZM243 162H246V163H243ZM249 162V163H248ZM251 162V163H250ZM253 162V163H252ZM24 163H25V165H29V163H30V165H32L31 166V169H30V166L28 167H26L25 165H24ZM223 163V164H222ZM45 164V165H44ZM25 166V168H24V166ZM20 166L22 167L23 166V168L24 169H22V168H20ZM36 166V168H32V167H35ZM140 166V167H139ZM144 166V167H143ZM66 167V166H65ZM157 167V166H156ZM155 167V168H156ZM7 168V169H6ZM27 168H29L30 169V171H29V169H27ZM154 168V167H153ZM153 168H152V170H153ZM154 168V169H155ZM218 168H220V171H219V173H216L217 172V169ZM222 168V169H221ZM240 168V169H241ZM4 169V170H3ZM24 170V171H26V172H23L22 170ZM27 169V170H26ZM37 169V170H36ZM227 169V171H224V170H226ZM17 170H18V172H17ZM34 171V173H33V171ZM219 170V169H218ZM7 171H9V172H7ZM12 171V172H11ZM65 172H64V174L63 175H66L67 173H68V171H72L71 170V168L70 169H67V168H65V170H64ZM160 171H161V169H160ZM159 170H155L154 172H156V173H161ZM173 171V172H172ZM11 172V173H10ZM131 172V173H132ZM136 172V171H135ZM163 172H164V174H165V172H166V175H169V174H178L177 173V170H173V169H171V170H167V169H163ZM162 172V173H163ZM230 172V173H229ZM4 173H6V174H4ZM21 173H23V175L21 174ZM228 173V174H227ZM264 173V172H263ZM11 174V175H10ZM28 174V175H29ZM172 174V175H173ZM216 174H218V175H216ZM237 174V175H236ZM245 174V175H244ZM252 176H251V175ZM6 175V176H5ZM101 175L103 176V177H101ZM131 175H133V174H131ZM140 175V176H139ZM142 175V176H141ZM215 175V176H214ZM251 177H250V176ZM2 176H4V177H7V179H3V177ZM40 176V177H39ZM92 176V175H91ZM139 176V177H138ZM169 176H171V175H169ZM258 176V177H257ZM93 177V176H92ZM110 177V178H109ZM206 177V178H205ZM210 177V178H209ZM213 177H215V178H213ZM39 178V179H38ZM41 178V179H40ZM118 180L119 181V183L117 184L116 182H112V179L113 180ZM144 178V179H143ZM259 178V179H258ZM111 180V181H108L107 182V180ZM257 179V180H256ZM12 180V181H11ZM106 180V182H107V184H105L104 185V181ZM8 181V182H7ZM15 181V182H14ZM91 181V182H90ZM97 181H99V182H97ZM121 181H124V184H123V182H121ZM152 181L153 180H151L149 183L151 184L152 183ZM243 181V182H242ZM252 181V182H251ZM253 181L255 182V183H253ZM2 182V183H1ZM4 182V183H3ZM12 182H14V186H13V183ZM99 183L98 184V186L99 187H97L96 188V186H97V183ZM104 182V183H103ZM110 182H112L113 183V187L111 186V188L110 187H107V186H110ZM120 182L122 183L121 184V186H123V188H121V186H119L120 185ZM138 182H140V185H139V183ZM220 182H221V184H220ZM250 182V183H249ZM7 183V184H6ZM11 183V184H10ZM95 183H96V185H95ZM112 183H111V185H112ZM114 183H116L115 185V187H117V188H114ZM126 183V184H125ZM236 183V184H235ZM42 184V185H41ZM53 184H55V185H53ZM92 184V185H91ZM94 184V185H93ZM129 184V185H128ZM133 184H135V185H137L136 187H138V186H140L139 187V189L138 190H136V187H135V185H133ZM152 184H154V183H152ZM227 184V185H226ZM240 184V185H239ZM254 184V185H253ZM51 185H53V187H52V190L49 192L47 189L48 188H51L50 186ZM88 185V186H87ZM107 185V186H106ZM144 185V186H143ZM225 185V186H224ZM235 185V186H234ZM12 186V187H11ZM40 186H41V188H43L44 189V193L46 194H44V195H42L41 194V192H38V191H40ZM89 186H91V187H89ZM104 186H106L108 189H106ZM142 186H143V188L146 186V187H148V188H146V190H145V188H144V190H143V188H142ZM244 186V187H243ZM252 186H253V188H252ZM257 186V187H256ZM57 187V188H56ZM85 187L87 188V189H85ZM131 187V188H130ZM132 187H133V190H131L132 189ZM134 187H135V189H134ZM234 187V188H233ZM9 190H8V189ZM81 188H82V190H81ZM231 188V189H230ZM236 188H238V189H240V190H238V189H236ZM5 189H7V190H5ZM20 189V188H19ZM75 189V190H74ZM84 189V190H83ZM13 190V191H12ZM99 190V191H98ZM108 190V191H107ZM114 190V191H113ZM130 190H131V193L132 192H134L136 195H134L133 196V198H135L136 196H137V198L136 199H133V198H131L132 197V195L133 194H131V193H129L130 192ZM134 190H136V191H134ZM150 190V191H149ZM222 190V191H221ZM223 190H225V191H223ZM236 190H238V191H236ZM12 191V192H11ZM55 191H56V193H55ZM70 191H72V192H70ZM73 191H74V194H72L73 193ZM77 191V193H75ZM84 191H85V193H84ZM117 191H118V193H119V191H120V193L118 194L117 193ZM141 191H144L143 193L141 192ZM214 191V192H213ZM226 191H230V192H226ZM242 191V192H241ZM7 192V193H6ZM11 192V193H10ZM79 192V193H78ZM101 192H104L103 193V195L102 194H100ZM109 193L110 194V199H106V198H108V196L107 197H105V195L107 194V193ZM114 192V193H113ZM141 192V193H140ZM226 194H225V193ZM3 193V194H2ZM52 193H55L56 194V196H53L54 194H52ZM68 194L69 193V197L68 196H66V194ZM145 193V194H144ZM146 193H147V195H146ZM209 195H207V194ZM210 193H211V195H210ZM215 193H217V194H215ZM1 194H2V196H1ZM22 194V192H19V195H21ZM48 194H51V195H48ZM61 194V195H60ZM65 194V195H64ZM108 194V195H109ZM116 194H118V195H116ZM122 194L123 195H125L124 196V198H125V200L127 199V198H129V196H130V199H128L127 201H125V200H122L123 199V196H122ZM141 194V195H140ZM203 194H205V195H203ZM3 195H5V196H3ZM64 195V196H63ZM70 195H74V196H70ZM114 195H116V196H118V197H116V196H114ZM220 195V196H219ZM61 196V197H60ZM66 196V197H65ZM79 196H81V198L83 199L84 197H86V198H88L89 199V197H91L89 200L88 199H86V198H84V200H81L80 201V199H79ZM102 196H104V197H102ZM149 196V197H148ZM223 196V197H222ZM2 197H3V199H2ZM78 197V198H77ZM122 199H121V198ZM146 198L145 199V201H144V198ZM209 197H211V198H209ZM215 197V198H214ZM217 197V198H216ZM244 197V198H243ZM33 199V200H31V199ZM36 199V202L37 201H42V202H44V201H48V199H49V204L51 205H49L48 204V202H45V203H43V204H45V205H43L42 204V202H38V203H36V202H34L35 201V199ZM56 198H58V199H56ZM65 198V199H64ZM67 198V199H66ZM114 198V199H113ZM117 198V199H116ZM118 198L119 199H121V202H119V200H118ZM142 198H143V200H142ZM151 198V199H150ZM175 198V199H174ZM183 198H184V200H183ZM241 198V199H240ZM1 199H2V201H1ZM77 199H79L78 201H77ZM108 201L109 203H110V205L112 204L111 202H113V204H112V208H111V206L109 205L108 206V204L107 203H105L106 201ZM210 199V200H209ZM230 200V202L228 201V200ZM51 200H52V202H51ZM62 200V201H63ZM87 200V201H86ZM92 200H94V202L92 201ZM102 201L103 200V202H98V201ZM117 200V201H116ZM136 200V201H135ZM228 201V203H226L227 201ZM6 201V202H5ZM27 201V202H26ZM66 201V202H67ZM79 201H80V205L82 206V207H85L86 206V209L85 208H82L81 206H78V204H79ZM98 203V204H101V205H103L104 203V205L103 206H100V205H96V202ZM150 201H152V202H150ZM4 202V203H3ZM28 202H30V203H36L35 205L33 204V206H30V208L31 209H35V210H33L32 212H34V214L32 215V213H30V211H29V207H28ZM74 202H75V204H74ZM82 202V203H81ZM84 202H86V203H84ZM91 202H92V204L93 205H90V207L88 206L89 204H91ZM118 202V203H117ZM131 202V203H130ZM143 202H145V203H143ZM169 202V201H168ZM210 202H212L213 203V207L211 208L210 206H209V204H210ZM243 202V203H242ZM3 203V205H2V207H3V209H4V211H2V207H1V204ZM21 203V204H20ZM72 203H73V205H72ZM85 204V206H83L84 204ZM132 203L134 204L133 205V207H132ZM174 203H175V205L176 206H174ZM83 204V205H82ZM107 204V205H106ZM115 204V205H114ZM127 204V205H126ZM131 204V205H130ZM136 204V205H135ZM142 204H145L146 206L144 207ZM151 204V205H150ZM205 204L207 205V207L208 208H210V209H208L206 206H205ZM217 204V205H216ZM219 204V205H218ZM22 205V206H21ZM48 206V208L51 210L50 211V213L48 212L49 211V209L47 208V206ZM97 207H96V206ZM106 205V206H105ZM138 205V206H137ZM149 205H150V207H149ZM24 206H25V208H24ZM56 206H58L57 208H56ZM76 206H78V207H76ZM93 206H95V207H93ZM127 206V207H126ZM171 206H173L172 207V209H177V206H178V209H177V211L176 210H174V211H176L175 213H177V212H179V211H181L180 213L182 214V215H179L180 213H177L175 216H173L174 214L172 213V212H170L171 211ZM27 207V208H26ZM61 207V208H60ZM76 207V208H75ZM88 207V208H87ZM92 207V208H91ZM100 207H102V209L100 208ZM107 207V208H106ZM109 207V208H108ZM134 207H135V209H134ZM168 207V209L170 210H168V209H165V208H167ZM176 207V208H175ZM190 207V208H189ZM201 207V208H200ZM259 207V206H258ZM56 208V209H55ZM58 208H60L59 210H58ZM83 210H81V209ZM100 208V209H99ZM103 208H105V209H103ZM142 208V209H141ZM151 208V209H150ZM154 208V209H153ZM197 208V209H196ZM207 208V209H206ZM218 210H217V209ZM39 209H41L40 211H39ZM89 209V214H91L92 216H93V218H94V220L97 218V222L96 221H94L95 223H94V225L91 227V230H93V231H91V233L90 234H92V235H88V234H82L83 232H81L79 235H77V236H75L76 234H78L77 233V230L78 229H74L75 227H74V225L75 226H77L76 225V223H84V220H76L75 221V219L77 218V219H79L80 217H82V219H83V216H82V213L81 212H83V213H87L86 212V210H88ZM109 211H108V210ZM138 209V210H137ZM141 209V210H140ZM149 209H150V211H149ZM195 211H194V210ZM205 210V211H203V212H200L201 210ZM223 209V210H222ZM260 209H261V212H262V215L261 216H263V217H261V221L260 222H256V223H254V228H253V231H255V233L258 231V232H262V238H261V240L263 239L264 240V229H261L262 227H264V207L262 208V207H260ZM22 210V211H21ZM38 211L39 213H40V216H39V218L40 219H37L38 217H37V215H39L38 214V212H35V211ZM75 210V211H74ZM79 210H81V211H79ZM103 210V211H102ZM105 210H107L109 213H107V214H111V217L110 216H107V214H106V212L107 211H105ZM143 210V211H142ZM168 210V211H167ZM193 210V211H192ZM200 210V211H199ZM215 212H214V211ZM61 211V212H60ZM101 211V212H100ZM153 211V212H152ZM186 211V212H185ZM191 211H192V214H191ZM208 212V214H206L207 212ZM2 212V213H1ZM9 212V213H8ZM49 214H48V213ZM81 214L80 216H78L79 214ZM102 212H104V213H102ZM183 212H185L186 214H191V215H193L192 217H194L193 219H191V220H186V219H184V218H182V216L185 214V213H183ZM189 212V213H188ZM198 215H196L195 213ZM200 212V213H199ZM29 213V214H28ZM36 213V214H35ZM95 213V214H94ZM119 213V214H118ZM151 213V214H150ZM154 213V214H153ZM159 213V212H158ZM201 213H203V215L201 214ZM205 213V214H204ZM28 214V215H27ZM77 214V215H76ZM94 214V215H93ZM99 214H100V216H102V217H100L99 216ZM104 214H106V215H104ZM114 214V215H113ZM122 214H124V215H122ZM36 215V217H34ZM56 215V214H55ZM103 215H104V217H103ZM137 215H139V216H137ZM153 215H155V217H158V218H154V216ZM42 216V217H41ZM76 216V218L75 219H73L74 217ZM119 216V217H118ZM125 217V218H123V217ZM170 216V217H169ZM176 216H179V217H176ZM181 216V217H180ZM4 217V218H3ZM43 217H45L43 220L41 219V218H43ZM98 217L100 218L99 220H98ZM107 217V219L105 220V222H104V219ZM172 217V218H171ZM174 217L175 218H178L177 220L175 219L174 220ZM8 218H9V220H8ZM29 218V219H28ZM33 218H35L36 220H33ZM115 218V219H114ZM139 218V219H138ZM159 218H161V222H160V220L159 221H157V219H159ZM180 218V219H179ZM16 219H19V220H21L20 221V223H22V225H23V227H21V226H17V220ZM122 219V220H121ZM126 219V220H125ZM148 219H151L150 220V222L148 221ZM162 219H169V220H165V221H163ZM183 219L185 220V221H183ZM4 222H3V221ZM8 220V221H7ZM19 220H18V222H19ZM31 220H33L31 223H29ZM37 220H42V221H37ZM67 220V221H68ZM103 220V222H104V224H106V226L105 225H103V226H105V227H103L102 226V223L103 222H101ZM115 220V221H114ZM117 220V221H116ZM157 221V223H159V224H157L153 229H154V233H152L153 232V229L151 230V231H149V232H146V233H142L143 235H145V236H143V235H140L141 233L140 232H143L144 230L143 229H141V228H137V226H139V227H142V226H145L144 228H146V230H147V227L148 226H150L151 224H152V222L153 221ZM28 221V222H27ZM66 221V222H67ZM173 221V222H172ZM188 221V222H187ZM5 222H8V223H6L5 224ZM16 222V223H15ZM27 222V223H26ZM36 222V223H35ZM37 222H42V223H37ZM109 224H108V223ZM115 222V223H114ZM116 222H119V227L118 226H116ZM123 222V223H122ZM171 222V223H170ZM182 222H185V223H183L182 225L180 224V223H182ZM1 223H3V224H5L4 226H3V224H1ZM82 223V224H83ZM160 223H165V224H160ZM173 223H175V224H173ZM188 223H190V224H188ZM15 226H14V225ZM79 224V225H80ZM100 226H99V225ZM150 224V225H149ZM177 224V225H176ZM260 224V226H258ZM18 225H21V224H19L18 223ZM39 225H41L42 227L40 228L39 227ZM48 225V224H47ZM46 225V226H47ZM121 225H123V226H121ZM159 225V226H158ZM170 225V226H169ZM176 225V226H175ZM191 225V226H190ZM256 225V226H255ZM31 226H33V227H31ZM37 226V227H36ZM95 226L97 227V228H95ZM116 226V227H115ZM182 226V227H181ZM29 227H30V231L28 230L29 229ZM35 227V228H34ZM111 227V228H110ZM118 227V228H117ZM121 227H124V228H121ZM159 227V230L157 229V228ZM172 227V226H171ZM179 227V228H178ZM187 227V226H186ZM255 227L257 228V229H255ZM258 227H259V229H261V230H259L258 229ZM4 228V229H3ZM27 228V229H26ZM33 228H34V230H36V231H33ZM37 228V229H36ZM43 228H45V229H47V230H49V231H47V230H45V229H43ZM103 228H104V230L107 228V230H103ZM113 228V229H112ZM125 228H126V230H129V233L130 234H132V235H130V238H127V239H125L126 237H129V233L128 232H126V230H125ZM136 228V229H135ZM143 228V227H142ZM168 228V229H169ZM188 228V227H187ZM14 229V230H13ZM67 229V230H66ZM137 229H140L141 231H139V230H137ZM157 229V230H156ZM176 228H175V230H177ZM13 230V231H12ZM17 230L19 231V233H21V234H23V236L21 235V234H18V232H17ZM24 230H25V234H26V236L24 235ZM29 231L30 233H28L27 231ZM51 230V231H50ZM56 230V229H55ZM66 230V231H65ZM74 230H75V232H74ZM101 230H102V232H101ZM120 230V231H119ZM161 230H164V231H162L161 232ZM167 230V229H166ZM172 230H173V228H172ZM175 230H173V232L175 231ZM180 230V229H179ZM180 230V231H181ZM7 232V233H5V232ZM10 233H9V232ZM16 231V232H15ZM23 231V232H22ZM44 232V233H46V234H48V235H46V234H44V233H42V236L40 237V233L39 232ZM66 233H65V232ZM71 232V234H70V232ZM101 233H100V232ZM104 231V232H103ZM111 231V232H110ZM119 231V232H118ZM131 231H133V232H131ZM139 231V232H138ZM156 231V232H155ZM169 231V230H168ZM180 231L178 232V230L176 231V232H178L177 234H179L180 233ZM27 232V233H26ZM32 232V233H31ZM36 232V233H35ZM67 232H69L68 234H67ZM72 232L74 233V234H72ZM96 232H98V234L96 233ZM107 232V233H106ZM116 232V233H115ZM120 232H124V233H126V235L123 233H120ZM171 232V230H170V233L168 234L167 233V231L165 232V233H167V235H169V236H167V235H163L164 237H168L167 239L166 238H161V237H159V235H158V233H157V236H155L156 238L155 239H159V238H161L160 240H162L163 241V239H165L163 242H166V241H170V243H173V242H176L177 243V239H176V236H178V237H180L179 235H177V234H175L176 236H174L173 234L174 233H176V232ZM16 233H17V236L18 237H16ZM35 234V235H33L32 236V234ZM39 233V234H38ZM62 233H64V234H62ZM101 235H100V234ZM128 233V234H127ZM173 233V234H172ZM10 234H11V236L13 237V240H11L12 239V237L10 236ZM28 234H30V236L28 235ZM38 234V235H37ZM110 234V235H109ZM20 235V236H19ZM38 236V239H39V237H40V240H38V239H36L37 238V236ZM43 235H45L46 237H43ZM62 235V236H61ZM66 235V236H65ZM70 235V236H69ZM87 235V236H86ZM96 235V236H95ZM105 235V236H104ZM120 235H122V237L120 236ZM125 235V236H124ZM128 235V236H127ZM15 236V237H14ZM23 237V238H25V239H23L22 238V240H20L21 238H19V237ZM36 236V237H35ZM75 238H74V237ZM86 237V239H83L82 237ZM92 238H91V237ZM95 236V237H94ZM134 236V237H133ZM135 236H137V237H135ZM140 236H142L141 237V239H140ZM154 236H152L153 238H154ZM195 236V238H197L198 236H200V234L199 233H197V235H194ZM237 236H239L240 238H244V236H242L241 234H237ZM30 237V239H27V238H29ZM32 237H34V239L32 238ZM50 237V239H48ZM64 237H66L65 239H64ZM68 237H70V239L68 238ZM72 237V238H71ZM106 238V239H104V238ZM119 237H121V238H119ZM159 237V238H158ZM182 237V236H181ZM238 237V238H239ZM16 238V240H14ZM48 239V240H46V239ZM68 238V239H67ZM97 238V239H96ZM111 238V239H110ZM119 238V239H118ZM136 238H139L140 239V241H139V239H136ZM153 238H149V240L150 239H153ZM239 238V239H240ZM72 239L74 240V242L72 241ZM76 239V240H75ZM125 239V240H124ZM132 239L134 240V241H132ZM155 239H153L154 240V242H156L157 240H155ZM7 240V241H6ZM17 240H20L21 242H19V241H17ZM25 240V241H24ZM27 240H29V241H27ZM33 240V241H32ZM38 240V241H37ZM44 240H46V241H44ZM56 240V239H55ZM54 240V241H55ZM79 240H81L80 242H79ZM100 240H102V241H100ZM106 240H108V242H109V244L108 243H106L107 241ZM110 240V241H109ZM114 240V241H113ZM127 240V241H126ZM152 240V241H153ZM160 240H158L157 242H159ZM242 241H243V243L244 244H248L247 243V241L245 240V238L244 239H241ZM253 240H255V239H253ZM2 241H4V242H2ZM32 242L31 243V245L32 244H35L36 242L35 241H37V243H36V245H28V243H26V242ZM42 241H44V242H42ZM79 242V243H81L82 242V245L83 244H87V242H85V241H88V244H91L92 245V247H90V250H89V248H88V250H86V248H82L83 250H73L72 251V249H77L76 247H75V242ZM92 241H94V242H92ZM100 241V242H99ZM122 241V242H121ZM135 241H139L138 243H136ZM152 241H149V243L151 244V245H149L148 244V249H150V248H152V249H155L156 248V246L158 245V243H157V245H156V243H155V245H154V242H153V244H152ZM162 241H160V242H162ZM246 241V242H245ZM12 242L14 243V244H12ZM33 242H35V243H33ZM85 242V243H84ZM116 242H118L117 244H116ZM123 242H125V243H123ZM132 242H133V244H132ZM136 244H135V243ZM251 242V241H250ZM4 243L5 244H8V245H5L4 246ZM106 243V244H105ZM112 245H111V244ZM139 243V244H140ZM175 243V245L174 246H176L177 244ZM179 243H180V245H181V240L179 241ZM243 243H242V245L241 246H243ZM12 244V245H11ZM18 244V245H17ZM73 244V245H72ZM100 244V247H97L98 245ZM124 244V245H123ZM15 245V246H14ZM22 245H24V246H22ZM39 245V246H38ZM70 245V246H69ZM72 245V246H71ZM112 247L113 246V249L114 250H111L112 248H110V246ZM141 245V247L143 246L142 244H140ZM7 246V247H6ZM14 246V247H13ZM69 246V247H68ZM73 246H74V248H73ZM109 247V249L111 250H109L108 249V247ZM117 246H119V247H117ZM213 246H215V245H213ZM13 247V248H12ZM16 247V248H15ZM19 247H21V248H19ZM30 249V250H32V248L31 247H33L34 248V250H36L35 252L34 251H31V252H29L30 250L28 249V248ZM37 247H39V248H37ZM129 247V246H128ZM11 248V249H10ZM24 248V249H23ZM70 248H71V250H70ZM116 248H121V249H116ZM178 248V246H176V247H174L173 248V251H175L176 249ZM7 250V251H5V250ZM13 249H15L16 250V256L14 255V252H15V250H13ZM102 249V250H101ZM241 249H245V248H241ZM12 250V251H11ZM21 250H25V253H27L28 254V256H27V254L25 255V253H24V251H22V252H20ZM28 250V251H27ZM38 250H39V252H38ZM64 250H67V252L65 253V251ZM68 250H70V251H72V252H70V251H68ZM116 250V251H115ZM19 251V252H18ZM77 251V252H76ZM113 251V252H112ZM61 252V253H60ZM21 254V258H23L24 259V257H25V260H27V261H25V260H23V259H21V258H19V255ZM23 253V254H22ZM37 253V254H36ZM65 253V254H64ZM71 253V254H70ZM73 253V254H72ZM83 253H81V254H83ZM89 253L87 254V255H89ZM184 253H185V251H184ZM241 253H242V251H241ZM240 253V254H241ZM8 254H9V256H8ZM10 254H12V255H14L13 256V258H12V255H10ZM29 254H31L32 255V257H31V255H29ZM37 256H36V255ZM39 254V255H38ZM58 254V255H57ZM61 254V255H60ZM66 254L68 255V256H66ZM113 254V256H115V258H113V256L110 258V259H112V260H110L111 262H107V263H110V264H116L115 262H120V264H122V262H121V260H122V256H120L121 254L123 255V257L125 256V252H123V253H121L119 256H120V258H119V260L117 259V261H113V260H115L117 257H119L118 255L116 256V254L114 255ZM150 254V253H149ZM151 254H152V252H151ZM22 255H24V256H22ZM53 255V256H52ZM55 255V256H54ZM7 256V257H6ZM10 256H11V258H10ZM33 256H36V257H33ZM39 256V257H38ZM62 256H64V257H62ZM70 256V257H69ZM150 256V255H149ZM5 257V258H4ZM29 257H31V258H29ZM47 257V256H46ZM109 257V258H108ZM239 257L240 258H242V255H239ZM6 258H9V262H6L5 263V260H6ZM27 258H29V259H33V261H31V260H29L28 261V259ZM42 258H43V256H42ZM41 258V259H42ZM189 258V257H188ZM5 259V260H4ZM12 259V261L10 262V260ZM64 259L62 260V264H65V262L67 263V262H69V261H65L64 262ZM16 260H18V261H16ZM25 261V262H20V261ZM34 260H36V261H34ZM189 260V262H190V260H191V258H189L188 259ZM4 261V262H3ZM7 261H8V259H7ZM113 261V262H112ZM124 262V261H123ZM149 263V262H148ZM49 264V263H48ZM50 264H52V263H50ZM59 264V263H58ZM117 264H119V263H117ZM159 264V263H158Z\"/></svg>",
	"mask_w": 264,
	"mask_h": 264
}]
</instances>
